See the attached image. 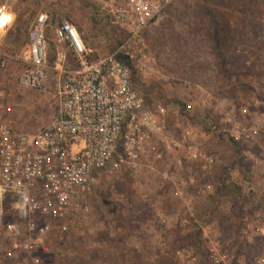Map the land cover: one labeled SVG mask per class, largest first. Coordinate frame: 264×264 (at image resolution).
I'll list each match as a JSON object with an SVG mask.
<instances>
[{
	"label": "rangeland",
	"instance_id": "rangeland-1",
	"mask_svg": "<svg viewBox=\"0 0 264 264\" xmlns=\"http://www.w3.org/2000/svg\"><path fill=\"white\" fill-rule=\"evenodd\" d=\"M11 3L14 20L0 46V121L32 133L59 106L56 70L46 91L18 81L37 15L50 16L51 39L70 20L93 57L114 52L129 34L98 21L87 0ZM130 49L132 58L123 55L134 84L166 139L181 147L153 139L138 171H100L84 194L88 210L50 237L39 263L0 247V264H264V0H174ZM49 61L54 66V41ZM189 144L213 155L212 165L193 158ZM212 244L219 262L207 253Z\"/></svg>",
	"mask_w": 264,
	"mask_h": 264
},
{
	"label": "built area",
	"instance_id": "built-area-1",
	"mask_svg": "<svg viewBox=\"0 0 264 264\" xmlns=\"http://www.w3.org/2000/svg\"><path fill=\"white\" fill-rule=\"evenodd\" d=\"M87 1L98 21L126 31L129 39L114 52L93 57L94 49L70 20L54 27L51 39L52 21L41 12L32 22L18 81L24 89L46 91L56 70L58 109L32 133L0 121V247L12 257L28 255L34 263L40 262L38 254L48 250L54 233H66L68 220L88 210L83 198L96 174L138 171L153 139L181 147L166 139L164 125L133 82L130 65L119 57H133L130 44L174 0ZM14 14L11 0H0V46ZM51 41L56 43L54 66L49 61ZM65 47L75 67L68 64ZM5 59L0 48V61ZM166 113L161 106L160 114ZM256 133L254 128L247 136ZM188 151L193 158H205L204 168L214 162L213 155L194 144ZM218 248L212 244L207 250L214 262L220 261ZM187 253L197 260L194 249Z\"/></svg>",
	"mask_w": 264,
	"mask_h": 264
},
{
	"label": "trees",
	"instance_id": "trees-1",
	"mask_svg": "<svg viewBox=\"0 0 264 264\" xmlns=\"http://www.w3.org/2000/svg\"><path fill=\"white\" fill-rule=\"evenodd\" d=\"M119 57L125 59V56L123 54H119ZM125 61H127V63H130L129 60H125Z\"/></svg>",
	"mask_w": 264,
	"mask_h": 264
},
{
	"label": "crops",
	"instance_id": "crops-1",
	"mask_svg": "<svg viewBox=\"0 0 264 264\" xmlns=\"http://www.w3.org/2000/svg\"><path fill=\"white\" fill-rule=\"evenodd\" d=\"M13 20H14V16H13V18H12ZM69 64V63H68ZM55 85H56V83H55Z\"/></svg>",
	"mask_w": 264,
	"mask_h": 264
}]
</instances>
